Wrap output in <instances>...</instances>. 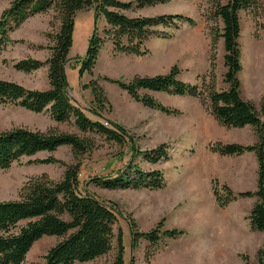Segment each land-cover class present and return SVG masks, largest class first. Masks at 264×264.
Segmentation results:
<instances>
[{
  "label": "rangeland",
  "instance_id": "1",
  "mask_svg": "<svg viewBox=\"0 0 264 264\" xmlns=\"http://www.w3.org/2000/svg\"><path fill=\"white\" fill-rule=\"evenodd\" d=\"M254 1L249 10L240 13L243 70L239 79L242 97L260 110L264 98V0ZM10 5V0H0V16ZM213 11L212 0H170L155 7L127 12L131 17L185 15L194 18L197 25L161 28L172 37L150 39L144 45L148 53L141 57L117 53L113 43L107 40L93 74L86 73L83 77L80 74L82 60L96 28V17L93 9L76 15L74 43L66 67L69 97L90 119L109 128L118 126L124 131L127 136L124 145L108 142L97 134H82L73 123L55 122L48 112L36 114L15 104L0 102V132L25 128L44 133L78 134L90 141V151L78 159L81 191L114 205L120 212L115 233L123 234L126 264H258L257 254L264 248V233L254 231L249 220L257 198L238 199L226 208L218 206L219 211L213 192L215 182L218 189L226 185L235 194L255 193L259 172L256 155L246 153L221 158L209 149V144L217 141L254 145L257 137L253 128L221 126L199 99L150 93L178 112L177 115L165 114L136 102L114 83H129L137 76L168 74L174 67L180 71V80L200 83L210 71L212 31L223 27ZM58 27L54 10L28 19L11 36L13 43L0 54V80L15 82L29 90H48V67L27 74L14 66L29 58L45 62L50 55L49 35L55 34ZM105 28L104 19H99L97 30L101 37H104ZM216 54V87L221 91L228 87L224 83L222 39L218 41ZM92 80L106 92L108 102L103 106L95 102L91 89L84 87ZM161 145L168 147L169 161L152 164L141 155L135 160L146 172L157 170L164 174L166 187L163 190H107L91 182L96 176L113 175L124 168L133 156L132 146L136 151L145 152ZM48 158H54L57 163L37 162ZM78 161L70 147H61L56 152H42L14 163L7 170H0V201L19 200L23 186L33 178L47 175L54 181L61 180L64 166ZM130 220L137 223L141 232L152 231L163 224V232L181 230L184 234L176 239L162 237L157 243L143 239L135 248ZM58 241L55 237H44L35 244L24 264H43L44 256ZM116 248L115 242L109 254L85 264H111Z\"/></svg>",
  "mask_w": 264,
  "mask_h": 264
},
{
  "label": "trees",
  "instance_id": "2",
  "mask_svg": "<svg viewBox=\"0 0 264 264\" xmlns=\"http://www.w3.org/2000/svg\"><path fill=\"white\" fill-rule=\"evenodd\" d=\"M11 5L0 16V54L12 44L11 36L25 22L39 14L54 10L59 21L51 40L50 55L45 62L25 59L15 64V69L27 74L48 67L49 89L29 90L15 82L0 80V102L15 104L30 112H48L57 123H73L82 134H97L108 142L119 145L127 143V136L118 126L109 128L100 121L90 119L84 110L69 97L66 67L74 43L75 18L80 11H95L96 28L90 40L87 53L82 60L81 77L92 75L101 51L107 40L113 43L115 52L137 57L148 53L144 45L152 38L170 39L172 35L163 29H180L184 25L195 27L197 21L185 15H159L154 17H131L129 11L143 10L165 4L170 0H10ZM213 16L222 21L223 27L212 31L210 71L200 83L190 84L179 79L177 67L168 74L158 76H137L131 82L115 81L123 91L145 107L165 114H175L150 93H166L170 96L191 97L202 101L218 123L227 129L252 127L257 137L254 145L211 142L209 149L222 157L242 156L254 153L258 159L259 172L257 191L235 194L226 185L218 189L214 182V196L220 208H226L238 199L256 197L250 213L254 231L264 233V98L260 110L253 102L241 95L239 74L243 70L242 47L240 43L242 11L252 7L254 0H212ZM226 1V3H222ZM104 19L107 28L104 37L97 30L99 19ZM223 40L224 83L228 86L219 91L216 75V46ZM86 89H91L95 102L103 106L108 102L106 92L95 80ZM145 92V94H141ZM97 115L99 113H96ZM61 147H70L76 160L91 149L90 141L78 134L38 132L17 128L0 132V170L9 169L24 158L39 153L56 152ZM133 156L127 165L109 176H96L91 182L107 190L149 189L163 190L166 179L161 171L146 172L136 164V158H143L152 164L169 161L168 147L161 145L140 152L132 146ZM54 164V158L37 161ZM59 181L42 175L29 180L20 192L17 201H0V264H24L28 254L44 237L59 239L44 256L43 264H85L106 256L117 243L116 255L111 264H126V248L122 232L115 233L120 212L94 195L81 191V165H65ZM163 224L149 232H141L134 220H130L132 246L137 248L141 240L157 243L162 237L176 239L181 230L162 231ZM258 264H264V248L257 254Z\"/></svg>",
  "mask_w": 264,
  "mask_h": 264
},
{
  "label": "crops",
  "instance_id": "3",
  "mask_svg": "<svg viewBox=\"0 0 264 264\" xmlns=\"http://www.w3.org/2000/svg\"><path fill=\"white\" fill-rule=\"evenodd\" d=\"M48 89H49V87H48ZM77 105H79V104H77ZM80 106V105H79ZM248 154H250V153H248ZM221 158H222V156H221ZM217 204V203H216ZM217 207H218V205H217ZM218 209H219V211H221L220 210V208L218 207ZM37 244V243H36ZM29 255V254H28Z\"/></svg>",
  "mask_w": 264,
  "mask_h": 264
}]
</instances>
